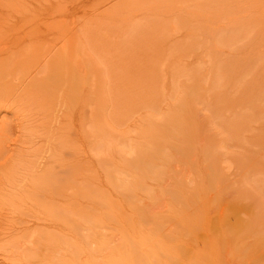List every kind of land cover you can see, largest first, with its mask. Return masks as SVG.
<instances>
[{
    "label": "bare ground",
    "instance_id": "obj_1",
    "mask_svg": "<svg viewBox=\"0 0 264 264\" xmlns=\"http://www.w3.org/2000/svg\"><path fill=\"white\" fill-rule=\"evenodd\" d=\"M92 1L93 0H82V6L89 8L90 4L93 3ZM99 1L100 0H97V2ZM102 1L103 0L100 2ZM112 1L116 2V14L109 18V22H127L126 25H119L118 27L122 28L125 34L128 35L136 34V31L139 29H141L140 31L150 28L160 29V25L157 24L156 19H154L155 17L159 19L160 17L165 18L164 16L167 18L175 16L178 20L176 22L178 23L174 31L180 36V31H182V33L187 32V35L185 33L183 34L186 35L187 38L186 41L184 40L185 44L189 42L188 39L190 38L194 41H190L192 42L191 44L195 45L194 47L197 46L201 48L204 45V47L207 45L213 50V56H215V54L224 56L223 48L230 47L234 49L238 44L248 39L252 40L254 37H258L261 40V43L264 42V32L254 31V27H250L249 22L244 19L246 17H243L245 23L237 29H235L234 25L225 26L221 24L220 21L216 22L219 20V18H217L219 16L215 17L216 12L218 13V10L221 11V6L218 4L219 1L217 0H104L102 4L104 5V3H110ZM95 3L92 5L94 9L97 8L96 5H94ZM97 6L98 9L102 7L100 3H97ZM98 9H96V11ZM54 10L58 9L54 6L47 8V11L49 12L48 14H51V12L53 13ZM137 13H140V15L143 13L142 21L145 20L144 23H137V25H135L137 21L134 16ZM109 15H112V13ZM211 19H213V22L210 21ZM200 21L203 22V25L200 27L201 30L198 31L197 27L195 28V24L198 22L200 23ZM262 24L264 25V23ZM178 25H180V28L183 29L178 30ZM24 26L20 27V29H23ZM260 29L263 31L264 27L261 26ZM198 34H200V36H197ZM172 37V40H174V38L176 39L174 35L171 36V38ZM201 37H204L205 39L202 38V41H199ZM125 38L129 39L130 37ZM182 39L177 41L178 43H181L180 45L183 44ZM67 45H73V43L67 41L61 49L66 48ZM172 45L174 46V44ZM98 48L100 49V46ZM200 48L197 49L200 50ZM72 49L73 46L68 48V50L71 51ZM158 49L160 50V48H157V50ZM215 49L216 51H214ZM201 50L202 53H204V48H201ZM217 51H219V53ZM56 52L58 51L55 46L51 50H47L46 53L48 56L50 55L54 58L58 54ZM197 52L198 50L194 51V53ZM79 54L83 56V58L80 57V60L88 63V72L93 71L94 75H91L92 77H90L86 71V77L80 76L79 78L72 76V78H70V82L74 81L76 84L85 82L90 86L87 101L88 108H86V110L88 109L89 114L86 115V111V116L84 115L81 117V120H83L82 131L86 137L90 139L92 146L91 152L99 162L100 168L104 174L107 189L102 191L98 184H90L89 179H86L87 176L82 178L84 186L81 185L80 187L76 186L70 188V201H77V198L80 196L79 194L82 193L83 188L84 190L89 188L90 205H87L89 219L86 221L84 220L86 224L89 225L86 227L81 226L82 224L80 222L82 220L77 221L78 218H74L75 215L71 216V213L67 214V211L66 213L63 211L64 214H60L62 216V224H60V228L59 225L56 224L53 226L59 230V238H56L55 240L61 242L60 245L64 250L63 251L61 249L62 252L67 253V255H70L69 253L75 255L79 261H81V257H79V255L86 252V258H84L85 260L83 263L80 262L81 264H249L248 260L252 257L257 261L256 264H264V63L259 64L258 61V63L256 62L257 64L254 63L256 66L258 64L260 65L258 66L262 70L261 77L257 74L258 69L256 66H251L248 69V71H251H249L251 73L249 74V77H247L248 74H244L247 79H243L244 76L241 78L239 77L243 80L238 78L239 81L237 82L242 84L238 83L240 86L239 92H245V89L247 90L244 95H240L243 97H245L246 94L248 95L246 102H244V104L242 103L244 106H241V109L243 110L242 111L240 109L241 112H239L240 110H237L239 105L235 109H232V107L230 109L229 105H233L236 98L224 93L220 94L222 95L221 97L219 96V93L222 89L219 92L217 91L220 88L216 87L218 86V82L220 83L218 76L221 77V75L218 74H221L220 71L224 65H221V67L218 66L217 69L214 67L210 70L209 68L211 67L206 69L203 66H199L196 67L195 70H190L189 72L179 71L180 68L182 69L184 66L178 69L176 68V71L174 70V72L179 73H177L178 75H175V73L172 72L173 75H175L174 80L177 79L178 82H181L179 83L181 85H178L177 88L174 86V89H177L174 92H178V95L173 94L170 101L166 100L168 102L166 105L167 112H165L166 114H163L164 112L162 113L161 108L159 107L162 103V89L161 91L159 89L161 82L158 81V75H156L155 79H152L151 75L149 77L148 74L150 72H147L148 70L145 71L148 75L147 78H150L149 80H146V82L149 81V85L147 86L146 83L143 85L144 88L147 86L146 91L144 89L146 92L145 94L141 93L143 89L141 88L142 85H139L140 82L142 84L145 82L144 80L143 82L140 81L142 79L141 77L144 76V73L143 75L142 73H136L141 75V77L138 75L141 79L136 76L140 81H138L139 83H134V80H132L133 82H129L127 78L126 79L128 81L122 78L124 76H121L124 80L123 82L117 80L112 86L108 85L106 82L107 80H104V84L101 82V80L104 79L102 78L103 71L101 67H106L107 65L104 66L105 63L103 62V65L101 66L100 64L101 67H99V62L94 63L93 59L87 57L89 56L88 50L85 47L83 48V46L80 48ZM202 56L206 55H201V59H204L205 57ZM180 60L182 59L180 58ZM226 61L227 63H225L223 68L224 70L222 71L225 76L228 75V73L231 74L233 68H236L238 65L235 63L236 60L234 61V59L232 62L231 59H227ZM122 62L123 59L121 63ZM202 62H204V60ZM204 64H206V60ZM249 64L251 63H248V65ZM52 65L55 67L54 64ZM110 65L113 66V64ZM110 65L108 62L107 67H111ZM135 65L136 64H134V66ZM176 65L181 66L179 63ZM209 65L211 66L210 63ZM91 66L92 69L90 68ZM97 66L99 69H97ZM127 67L128 66H126V68ZM254 67L256 70L253 71L252 68L254 69ZM52 68L53 67L51 65L44 66V70H38L35 76H32L31 79H35L37 77L40 78L46 74H52L51 71H54ZM114 70L115 69H113V71ZM104 71L106 72L105 74H107V72H109V74L112 72V70H110V72L109 70L106 71V69ZM240 71L242 72V70ZM58 72L63 75L61 77L62 80H59L60 85H67L66 82L69 80L67 79L66 81L68 71H65V68H63L62 70H58ZM120 72L121 71H119V73ZM237 72L239 73V71ZM122 73L123 71L121 72V75ZM155 74L157 73H154V75ZM129 75L131 76V73ZM93 76L97 78L95 79ZM91 78H93L92 82ZM137 78H135V80ZM259 78L263 79L262 84L258 82ZM113 79L114 78H112V80ZM177 81L175 82L176 84H178ZM56 82L58 83V81ZM24 83H26V81H23L21 85H24ZM251 83H253V85ZM135 85L137 88H135ZM138 86H140L139 88H141V91H138ZM188 87L190 90L187 89ZM196 92L198 93L194 94ZM192 94H194V96ZM190 95L193 96L191 99H189ZM198 96L201 97L198 98ZM148 99H154L153 101L155 103L153 101L151 102L153 104L157 103L156 105H158L160 103L158 107L155 105L153 106L154 108H152L156 109L157 112H150L148 108V111L150 112L148 113V111L144 109L148 107V103H146L149 101ZM239 103L241 104V101H239ZM164 105L161 107L164 108ZM234 106L236 107L235 104ZM138 107L141 110L146 111L145 115H141L142 113L139 111L140 109ZM201 107L202 110L205 109V111L208 109L210 114H214V117L217 118L218 116L219 121L222 122L221 126L225 127L227 131L223 128L225 131L223 132V129L217 126L214 128H220L221 131L218 129L219 134L228 133L227 135L232 136L231 138L228 136L224 139L226 141L229 140L228 138H230V140L233 139V141L231 140L233 143L235 140H240V144L238 146H241V144L244 145L241 138H245V135H240L241 131L242 134H244L243 132L247 131L251 124L253 137L249 143H246L247 141L245 142V145H249L250 149L248 147L247 148L249 149L248 152L251 153V155L241 158L233 152L235 156L241 158L236 157V160H238V165L236 167H241L242 174L244 167L247 169V171L246 169L244 170L245 174H243V177H241L242 174L239 176V178L241 177L243 179L236 181L234 184H231L230 182L229 185L227 177H225L227 180L220 177V173H222V171L219 168L221 164L219 162H223L221 165H225V161H222V159L224 160L223 156L222 159L221 157L220 159L218 158L219 151L218 153L216 152V154H218L217 158L219 159L217 160V162L219 161L218 167L215 165L217 164L216 160H205L207 158L206 157L204 158V166L203 168L201 167L203 171H201L200 168V172L194 169L195 165L198 167L200 165V163L198 164L200 155L197 156L198 150H196L198 142V145H202L199 149L202 150V154L203 149L205 148V150H207V153L204 150L205 154H209V150L217 149L216 144L219 143L217 142L219 141L218 139L217 141H215L216 139H212L213 137L211 135L213 134H211L210 131L212 129L207 130L208 128L206 125H203L208 121L206 120L201 124L199 123V120L201 119L197 116L200 113L199 111L201 110ZM229 109L231 111H229ZM137 111L140 114H138ZM136 113L141 115L140 117L138 116L139 118H142L137 120L140 124L134 121L136 123L135 125L133 120L135 119L134 117L137 116ZM210 114L207 113L206 115L209 116ZM210 116L211 118L206 117V119H212L213 115ZM214 117L213 119H215ZM132 122L134 123L132 124L134 125V128L131 126L130 129L128 126H130V123ZM4 123L5 121L3 124ZM217 123L219 122L217 121ZM208 124H210V121ZM127 128L130 130L128 131ZM209 128H212V126L210 125ZM43 130L46 132L41 129L37 131H39L42 135L44 134L42 132H45V134L48 132V136L53 138L55 130L52 127H46ZM218 130L216 129V131ZM228 130L233 131V135L231 133L229 134ZM209 131L211 134L210 136ZM132 132L134 135H132ZM213 133L216 132L214 131ZM204 135H206V138ZM220 135L221 137L224 136L222 134ZM46 136L47 135H45V137ZM186 136L187 139H185ZM199 136L200 141L197 142ZM238 137L241 138L238 139ZM49 140L50 138L48 141ZM211 141H213L214 144L211 143ZM229 141L226 142L227 146ZM236 141L233 145L238 143ZM64 143L65 142H63L62 145L67 146L68 149V145H65ZM221 144L218 145L220 146ZM222 146H224V143ZM62 148L60 147V150ZM222 148L223 151L226 152L227 148L226 150H224L225 147ZM62 150L61 154H63ZM41 151L42 149L37 148L33 150L30 155L23 154L26 158L24 160L21 159L23 161L21 164L19 163V165H21V167L19 166L21 168L20 170L21 172L23 171L21 173L22 191H35L39 195L42 194L41 196H43L44 200H42L43 198L40 199L39 204L41 207L49 209L48 206L50 203H48L46 199L48 200V198L55 195L58 197L60 194L61 197H63L62 193H66L63 192V189L66 191V188L62 189L59 183H51L53 180L52 178H55L57 174L54 163H61L65 159L63 160L64 157L62 158L59 154L60 151L59 153H55L57 151L52 150L53 152L50 151V154L48 155L50 161L46 159L45 162H42V156L45 153H41ZM44 151L46 152V150ZM246 151L247 150L245 149V152ZM230 152L232 151L230 150ZM176 154L178 157H176ZM227 154L228 155L226 156H229V153ZM246 154L247 153H245V155ZM210 156L208 159L213 157L215 158V155L211 154ZM201 161H203V158ZM85 163L86 161L82 163V167L77 164L71 168L62 163L64 165L63 167L61 166V174H57V178L60 176V178L65 181L68 179L73 180L72 177L75 175H78V177L83 175L88 168ZM190 166H193V168ZM215 166L219 168L218 170L221 172L218 171ZM225 167V173H228V169L226 170ZM78 168H82L80 170L81 172ZM241 169L239 170L241 171ZM185 170L188 171L187 173L189 176L186 175L187 173ZM78 171L80 174L77 173ZM211 175L215 176V178L212 179L213 177L211 178ZM78 177L76 176L75 181L73 180L75 183H78L76 182V180L79 179ZM49 179L51 181H49ZM72 180H69L68 182L70 183ZM59 182L63 181L61 180ZM222 182L224 183V189H222ZM62 184L64 186V183ZM227 188L231 189L230 192L232 193H227ZM42 192H44V194ZM61 203L64 204L62 201L60 204ZM77 205H79V203H77ZM59 212L62 211L60 210ZM212 213L215 214L213 216H208ZM69 216L71 218H69ZM86 217H88V214ZM67 218L70 220L75 219V221L73 220V227L71 230L75 231L77 241L75 243L68 242L66 240L67 237L65 236V231L69 229V227H66L65 225L69 223ZM78 220H80V218ZM76 221L80 224L76 223ZM208 229L212 231V240L204 234V231ZM229 238L231 241L227 243H231V246L229 248L223 247V245L226 244V240ZM214 240L216 244L214 243ZM36 247L37 246H35V248ZM30 251L32 250L30 249L29 252ZM37 254H40L39 251ZM43 255L41 254V256ZM67 255L61 254V257L58 256L57 258H60L58 262L60 261L62 264H65ZM31 257L34 258V256ZM54 260L57 261V259ZM38 262L41 264V260H38ZM43 263L46 264V262Z\"/></svg>",
    "mask_w": 264,
    "mask_h": 264
},
{
    "label": "rangeland",
    "instance_id": "obj_2",
    "mask_svg": "<svg viewBox=\"0 0 264 264\" xmlns=\"http://www.w3.org/2000/svg\"><path fill=\"white\" fill-rule=\"evenodd\" d=\"M100 1L99 2H97V0L92 1L93 3L96 2L94 4L97 7L96 9H98L97 3H100V5H102V7L99 6L100 8L96 11V9H94V7L92 6L93 3L90 4L89 8L82 6V0H0V264H37L38 260L39 261L41 260V264H45L43 262H46V264L59 263L60 261L58 262V260H60V258L57 257L58 256L61 257L60 256L61 254L67 255V253L62 252L63 249L60 245L61 242L55 240L56 238H59L58 237L59 230H57L58 228H54L53 226L56 224L59 225L60 228V224H62L61 223L62 216L60 214L61 213L64 214L67 211V214L71 213L72 215L71 214L69 215L71 216L75 215L74 218L76 217L78 219L80 218V220L77 219V221L82 220L80 222L82 224L81 226L86 227L89 225V224L87 225L85 222L86 220L89 219V211L87 210L88 208L87 205H90L89 188H87V190L86 189L84 190L83 188L82 193L79 194L81 197L78 195L79 197L77 198V201L76 200L70 201L71 200L70 188L76 186L80 187L81 185L84 186V183L82 182L83 180L82 178H85L87 176L86 179L87 180L89 179L90 184H98V186L101 187L100 189L102 191L107 189L104 174L100 168L99 162L91 152L92 146L90 139H88L84 134V132L82 131L83 120H81V117H83L86 114V111H87L86 115L89 114L88 113L89 111L88 109L86 110V108H88L87 101H88L90 86L85 82L79 84H76L74 81L70 82L71 81L70 78H72V76H76L79 78L80 76L86 77V71L87 74L90 75V77H92L91 75H94L92 70H91L92 72H88L87 70L88 63L80 60V57L83 58V56L79 54L80 48L82 46L83 48L85 47L88 50L90 56V57L87 56L88 58L93 59L94 63L99 62L98 63L99 67L103 65L102 64L103 62L105 63L104 66L106 65L108 66V62L109 65L113 64V66L110 65L111 67H107V66H106L107 68L101 67L103 71L102 78H104L102 79L103 81L101 80V82L104 83V80L105 81L107 80L106 82L108 83V85L113 86V84H115L117 80L123 82L127 78L129 82H133L132 80H134V83L136 82L139 83L140 81L143 82L144 80L145 82L143 84L140 82L139 85L143 86L146 83V85L148 86L149 81H147L148 82L147 83L146 80H149L150 78L149 79L147 78L148 75L145 71L148 70L147 72H150L148 74L149 77L151 75L152 79H155L156 75H158V81L161 82L159 89L160 91L162 89L161 91L162 103L159 104L162 107L165 104L164 108L159 106V104L156 105L157 103L156 104L151 103L154 99L153 100L148 99L150 103L149 101H147L146 103H148V107L144 109L148 111L149 108L150 112L151 111L157 112L156 109H152L154 108L153 106L156 105V107L159 106L161 108V112L162 113L164 112L163 114H166L165 112H167L166 111L167 108L166 105L168 103L167 101L168 100L170 101L173 94L178 95V92H174L175 90H177L174 89V86L175 88H177L178 85H181L179 84L181 82H178L177 79L174 80V76L178 75L177 73H179V72L177 73L174 72L176 68L178 69L184 66L182 67V69L180 68L179 71L181 72L183 71L189 72L190 70H195L196 67L199 66H203L206 69L211 67L209 68L210 70L214 67L217 69L218 66L221 67V65L225 66V63H227L226 61L227 59H231V62L233 59L234 61L236 60L235 63L238 65L236 68H233L231 74L228 73V75L225 76L223 74L224 72H222L224 70L223 69L224 66L221 68L220 71L221 74H218L221 75V77L218 76L221 84L218 82L217 84L218 86L216 87L218 88L220 87L217 90L218 92L221 91L222 89V91L219 93V96L222 97V95L220 94L224 93L226 95L228 94L236 98V101H234L233 105H229V106L230 109L231 107L232 109L233 108L235 109L239 105V108L237 109L239 111L244 106L242 105V103L244 104V102H246V100L248 99V95L246 94L245 97L242 96L245 94V92H247V90L244 88L245 92L243 91L239 92L240 86L238 83L240 82L237 81H239V79L243 77L244 74L245 75L248 74L247 77H249L251 71L249 70L250 71L249 72L248 69L251 66H256L254 63H256L257 61L259 62V64L264 63V42L261 43V40L258 37H254L252 40L251 39L245 40L244 42L238 44L234 49L230 47L223 48L224 50L223 49L222 50L224 51V56L218 54L217 55L215 54V56H213L214 55L213 50L207 45L206 47H204L205 45L201 47L202 49L204 48L205 50V51L203 50L204 53H202L200 47L197 46L194 47L195 45L191 44L194 41H192L190 38L188 39L189 42L188 43L186 42L187 44H185V41L187 40L186 38L187 32H184L183 30V32L186 35H183L184 33H182V31H180L181 33L177 32L181 34L180 36L176 34V32L174 31L178 23L176 22L178 20L176 19L175 16L171 18H167L166 16H164L165 18L160 17L159 19L155 17L154 19H156V23L160 25V29L150 28V29H144L142 31H140L141 29H139L136 31V34L128 35L125 34L122 28L118 27L119 25L121 26L126 25L127 22L124 21L123 23L122 21L121 23L120 22L114 23L113 21H112L113 23L109 22L110 21L109 18L112 17L114 14H116V9H115L116 2L115 1H112L110 3L107 2L106 4L104 3L103 5L102 3L104 2V0L102 2ZM217 1H219L218 4L221 6L220 8L221 11L218 10V13L216 12L215 17L219 16L217 17L219 18V20H217L216 22L220 21V23L225 26L234 25L235 29H237L243 23H245L244 19H246L249 22V26L254 27L253 28L254 31L264 32V29L263 31H261L260 29L261 26L264 27V25L262 24L264 23V0H217ZM53 6L58 10H54L53 13L51 12V14H48L49 12L47 11V8H51ZM108 13L109 14L112 13V15H109ZM142 14L140 15V13H137L134 16L137 21L135 25H137V23L141 24L145 22V20L142 21L143 20ZM243 17L246 18L243 19ZM210 21L213 22V19H211ZM202 23L203 22L200 21V23L198 22L197 24H195L196 25L195 28L197 27L198 31L201 30L200 27L203 25ZM23 26L24 28L20 29V27ZM178 27H179L178 30L183 29L180 28L181 27L180 25H178ZM200 34H198L197 36H200ZM173 35L174 37H176V39L174 38V40H172L173 37L171 38V36ZM125 37L128 38L130 37V38L127 39ZM202 38L204 37H201V39L199 38L200 40L199 39L198 40L202 41ZM181 39L183 44H185V45L182 44L183 46L180 45L181 44L180 42L179 43L177 42ZM67 41L72 42L73 45H67L66 48L61 49V47L63 48L64 44L67 43ZM125 41H127L128 44ZM172 44H174V46ZM55 46H56V50L58 51L56 53L58 54L54 58H52L50 55L48 56L46 52L47 50H51ZM71 46H73L72 51L68 50V48H70ZM99 46L100 49L98 48ZM157 48H160V50L159 49L157 50ZM179 48L181 49V51ZM197 48H200V50ZM195 50H198V52L194 53ZM156 51L158 54L156 53ZM214 51H216V49ZM217 52L219 53V51ZM64 53H68V54H64ZM202 54L206 55V56H202L205 57L204 59L203 58L201 59ZM182 55H184L185 57ZM180 58L182 60H180ZM122 59L123 62L121 63ZM203 60L204 62L206 60V64L202 62ZM208 62L211 64V66L209 65ZM177 63L181 64V66L176 65ZM248 63L254 65L249 64L250 65L249 66ZM52 64H54L55 67ZM134 64L136 65L134 66ZM46 65H51L53 67L52 70L54 71H51L52 74H46L43 77L41 76L40 78L37 77L35 79H31L32 76H35L38 70L40 69L44 70V66ZM98 66L97 69H99ZM126 66L128 67L126 68ZM257 66H256V68L258 69L257 74L261 77L262 70L259 67L260 65L258 66L259 68ZM63 68H65V71L66 70L68 71L66 81L67 79L69 80L66 82L67 83V85H65L66 87L64 85H60L59 83L60 82L59 80H62L61 77L63 75H61L58 72V70H62ZM90 68L92 69V66ZM256 68L254 67V69L252 68V70L254 71L256 70ZM105 69L106 71L112 70L114 74L111 71L110 74L109 72L105 74L106 73L104 71ZM113 69L115 70L113 71ZM238 69L242 70V72ZM119 71L121 72L123 71L122 75L121 72L119 73ZM237 71H239V73ZM172 72H174L175 75H173ZM128 73L129 74L131 73V76ZM136 73H142V75L144 73V76L141 77V75ZM154 73L157 74L154 75ZM121 76H124L122 77L124 80L121 78ZM136 76L141 80L139 81V79ZM247 77L244 76L243 79H247ZM94 78L96 79L97 77ZM112 78L114 79L112 80ZM135 78L137 79L135 80ZM92 79L93 78H91V82ZM23 81H26V83H24V85H21ZM56 81H58V83ZM176 81L178 82V84L175 83ZM258 82L262 84L263 79L259 78ZM251 84L253 85V83ZM254 84H255V80H254ZM136 85L135 88H137ZM140 86H138V91L141 88L143 89V91L144 89L146 91L147 86L146 88H144V86L143 87L141 86V88H139ZM187 89L190 90L189 87ZM143 91L141 93L145 94L146 92ZM197 93L198 92L194 94ZM194 94L192 95L194 96ZM192 95H190L189 99L193 97ZM201 96H198V98H200ZM239 101H241V104L239 103ZM234 104L236 105V107L234 106ZM202 107L201 110L199 111L200 113L199 114L197 113L198 114L197 117L200 118L202 121L199 120L200 122L199 121L198 122L201 124L203 121L204 122L206 120L208 122L210 121V124H208V122H205L203 124L206 125L208 129L206 127L204 128L207 130L215 129L213 131L210 130L211 134H213L214 136L210 134V131H209V136L211 135L213 137L212 139L214 140L216 139L215 141H217L218 139L219 141L217 142L219 143L216 142L217 149L209 150V154H205V151L207 153V150H205L206 149L205 148L203 149V154H202L201 153L202 150H199L202 147V145H198L199 144L198 141H200V136L202 135L199 136L198 138L199 140L197 139L198 144L196 145L197 146L196 150H198V153L197 152L196 153L198 154L197 156L200 155L198 161V164L200 163V165L199 167L195 165L196 168L194 167V169L200 172L199 170L200 168L201 171H203L202 168L204 166V158L206 157L207 158L205 160L213 159L216 160V162L217 160L220 159V157L221 159L224 157V160L222 159V161H225L224 162L225 165L224 164L221 165L223 162H219V161L218 162L221 163L220 166L218 162L215 165L217 167L219 166L220 170L224 175L223 177L222 173H220V177L224 178V180L228 179L229 185L230 182L231 184H234L236 181L243 179L241 177L244 176L243 175L245 174L244 170L246 169L244 167L242 174L241 167L240 168L239 166L238 168L236 167L238 165V160H236V157L240 156L241 158H244L247 157L248 155H251V153L248 152V150L250 149L249 145L247 144L245 145V142L247 141L246 143H249L253 137L251 124L248 127V130L246 129L247 131L243 132L244 134H242V131L240 133V135L243 136L245 135V138L238 137V139L239 138L242 139L244 145L241 144L242 147L238 146L240 144L239 143L240 140L239 141L235 140L238 143L236 145H233L235 141L234 143L231 142V140L233 141V139L230 140L232 136L227 135L228 133L227 134L225 133L226 136L224 133H220L224 135L223 137H221V135L219 134L220 128L223 129L225 127L221 126L222 122L219 121L218 116L215 115L217 116V118L214 117V114H210L208 109H206V111L205 109L202 110ZM230 109L229 111H231ZM241 110L239 112H241ZM139 111H141L142 113L141 115H145L146 113L145 110H144L145 112L141 109ZM150 112L148 111V113ZM207 113L213 115V117L216 120L213 119V117L212 119L209 120L208 118L206 119V117L211 118L210 115L209 116L206 115ZM138 114L140 113L138 112ZM138 114L136 113L137 116L134 117L135 119L133 118L134 119L133 122L136 121V123L140 124V122H138L137 120L141 119L142 117L139 118L141 115ZM214 120L216 121V123ZM4 121L5 123L3 124ZM217 121L220 123V125L219 123H217ZM133 122L130 123V126H128L129 128L131 126L132 128H134V125L132 124H134L135 122L134 123ZM210 125L212 126V128H209ZM215 126L220 128H214ZM46 127L47 128L52 127L55 130L53 138L48 136V132L45 134L46 131L43 129ZM40 129L42 131H45L42 132L44 133L43 135L39 131H37ZM216 129L219 130L216 131ZM225 130L227 131L226 128ZM214 131L216 133H213ZM223 132H225L224 129ZM228 132L229 134L231 133L233 135V131L228 130ZM45 135L47 136L45 137ZM132 135H134V133ZM204 136L206 138V135ZM228 136L230 137L228 138L230 141L228 140L229 143L227 146L226 142L228 141L224 139H226ZM49 138L50 140L48 141ZM61 139H63L64 141ZM185 139H187V136ZM220 139L224 143V146H222L223 143L220 141ZM65 140L67 141V143ZM62 141L65 142L64 143L65 145H68V149L67 146L62 145L63 144ZM211 143H213V141H211ZM218 144L221 145L219 146ZM221 146L225 147L224 150H226L227 148L226 152L223 151V148ZM60 147L61 148L63 147L62 149L64 151L62 149L61 150L64 156L63 154H61ZM37 148L42 149L41 153H45L42 156V160H41L42 162H45L46 159L50 161L48 156L50 154V151L56 150L57 152L55 153H59L60 151L59 154L62 156V158L64 157L63 160L65 159L66 161L64 160L61 163L57 162L54 163L55 165L53 164L56 173L59 175L61 174L60 173L61 166L63 167L64 164L66 166H69L70 168L77 164L82 167V163L86 161L85 164L88 167V168L86 167L87 169L83 175L79 177L78 175H75L74 177H72L73 180L75 181V178L77 176L79 179L77 178L78 180H76V182L78 183H75L72 179H68L64 181V179H61L60 176L57 178L58 175L51 171L52 173L56 174V177L55 178L51 177L53 180L50 178L52 181L50 179L49 181H51V183L52 182L59 183L62 189L66 188V191L63 189V192L66 193L65 194L62 193L63 197H61L60 194L58 197L57 195H55L51 198H48V200L46 199V201L50 203V205L48 206L49 209L48 208L46 209V207H41L39 204L40 202L39 200L43 198V196H41L42 194L39 195L35 191H28V192L22 191L21 173L23 171L21 172L20 170L21 165H19V163L21 164L22 161L26 158V156L24 155L27 154L30 155V153H32V151ZM245 149L247 150L246 152ZM44 150H46V152ZM230 150L232 152H230ZM216 152L219 154L218 157L219 159L217 158L218 154H216ZM233 152L237 154V156H235ZM227 153H229V156L231 154L233 156L232 155L230 157L226 156L228 155ZM245 153L247 154L245 155ZM46 154L48 157L46 156ZM177 154L176 157H178ZM211 154L215 155V158L217 159H215L214 157L208 159V157ZM202 158L203 161H201ZM200 161L203 163H201ZM223 166L224 167L226 166L225 168L226 170L228 169V173H225ZM190 167L193 168V166ZM219 168H217V170ZM81 169L78 168L79 171ZM239 169H241V171ZM79 171L77 173L80 174L81 171L80 172ZM185 172L187 173L188 171L185 170ZM186 175L189 176L188 173ZM208 175L207 177L209 178ZM240 175L241 177L239 178ZM210 177L211 178L213 177L212 179L215 178V176L212 175ZM225 177H227V179ZM59 178L63 182H59L61 181ZM69 180L72 181H70L69 183L68 182ZM62 183H64V186ZM224 183L222 184V189H224L223 188ZM228 189L229 188H227L226 192L232 193L230 192L231 189L229 190ZM42 193L44 194V192ZM42 200H44V198ZM61 201L64 202V204L63 203L60 204ZM58 203L60 204V206ZM77 203H79V205H77ZM58 210L59 211L61 210L62 212H59ZM63 211L65 212L63 213ZM87 214L88 217H86ZM214 214L215 213H212L209 214L208 216H213ZM69 218L71 217L69 216ZM67 220L69 221V223H67L68 225L67 224L65 225L66 227H69V229L65 231L66 234L65 236L67 237L66 240L68 242L75 243L77 242L75 231L74 230H73L74 232L71 231L73 227V220L75 221V219L70 220L67 218ZM77 221L76 223H79ZM204 234L212 240L213 238L212 231H210L209 229L205 230ZM230 241H231L230 238L226 240L225 242L226 244L223 245V247L229 248L231 246V243L229 244L227 242ZM35 246L37 247L35 248ZM30 249L32 251L29 252ZM37 250L40 253L39 255L37 254L38 253ZM69 251H70V247H69ZM41 254L42 255L45 254L46 256L45 255L41 256ZM69 254L70 255H67L66 258L67 264H78V262L79 264H81L84 262L85 260L84 258H86V252H83L79 255V257H81L80 258L81 261H79V259H77L75 255H72L71 253ZM36 255L40 257H37ZM31 256H34V258ZM53 256L54 259H57V261L53 259ZM248 262L249 264L257 263V261L253 257L250 258ZM38 264L40 263L38 262ZM59 264L62 263L60 262Z\"/></svg>",
    "mask_w": 264,
    "mask_h": 264
}]
</instances>
